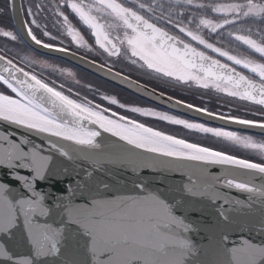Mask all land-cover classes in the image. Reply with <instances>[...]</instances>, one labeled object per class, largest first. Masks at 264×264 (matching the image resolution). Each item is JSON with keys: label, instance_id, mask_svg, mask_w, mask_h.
Segmentation results:
<instances>
[{"label": "water", "instance_id": "water-1", "mask_svg": "<svg viewBox=\"0 0 264 264\" xmlns=\"http://www.w3.org/2000/svg\"><path fill=\"white\" fill-rule=\"evenodd\" d=\"M9 4L19 36L37 53L181 117L264 137V123L212 113L41 43L29 30L22 0ZM72 7L111 52H120L100 25ZM125 15L198 77L229 84L264 106V85L240 71L264 81L261 69L241 60L224 64L131 9ZM0 76L49 117L0 106V264H264V166L149 145L1 53Z\"/></svg>", "mask_w": 264, "mask_h": 264}, {"label": "trees", "instance_id": "trees-1", "mask_svg": "<svg viewBox=\"0 0 264 264\" xmlns=\"http://www.w3.org/2000/svg\"><path fill=\"white\" fill-rule=\"evenodd\" d=\"M6 3H8V0H6ZM116 3L123 8H132L148 18H151L153 15L163 17L164 12L166 13L164 9L171 6L170 0H116ZM224 7L231 8V11L228 13L222 12ZM190 14L204 19L215 18L219 22L231 19L233 24L226 29L227 34L231 35L233 33L241 38L235 44L232 54L238 58L264 65V0H204L202 3L198 2L195 12ZM8 19L11 21L9 15ZM120 56L119 58H121ZM46 59L59 65L62 71L50 69L45 73L46 76L39 74L41 80L51 87L60 90L62 94L71 100H74L72 97L81 98L105 108L107 110L106 119L108 121L126 128L140 138L165 141L164 143L174 145L184 151L200 148L264 164V160L247 155L238 148L201 141L195 137L194 132L178 124H168L151 119L146 121L147 125H143L136 121V119L130 118L132 117L131 113L128 114L123 110L111 106L104 96L115 97L126 105L149 106L161 112L164 111L66 62L51 58ZM95 60L103 63L100 59ZM113 63H115L114 68L127 73L131 77L199 108L231 118L264 123V109L245 99L240 100L213 90L195 88L191 84L182 83L171 78L155 79L153 78L154 71L147 68L146 71L142 70V67L134 61L130 64L126 62L121 64V60ZM0 105L45 117L34 107L28 98L1 77ZM167 114L174 118L203 126L209 130H219L174 114ZM121 117L126 120L125 123L118 119ZM240 136L243 137L244 135ZM216 140L220 141L218 138ZM262 140L264 141V139Z\"/></svg>", "mask_w": 264, "mask_h": 264}, {"label": "flooded vegetation", "instance_id": "flooded-vegetation-1", "mask_svg": "<svg viewBox=\"0 0 264 264\" xmlns=\"http://www.w3.org/2000/svg\"><path fill=\"white\" fill-rule=\"evenodd\" d=\"M203 1L198 2L202 3ZM187 2V0H170L171 6L164 9L166 13L164 12L163 17L158 15H153L151 18L145 17L178 39L233 66L234 57L230 55L229 58L226 56V51L219 49L228 48L227 50L233 53L235 44L241 40L236 34H227L226 29L233 24L231 19L219 22L215 18L204 19L190 14L195 12L198 2L194 0V7L188 6ZM72 4L80 6L92 21L100 25L103 31L115 43V46L120 48V52H110L100 32L86 23L74 7H72ZM95 4L96 2L94 0H22L27 25L32 35L39 41L50 46L64 47L94 59H100L103 64L113 68L115 64L113 62L115 61L118 62L121 60V64L125 62L128 64L132 63L133 60L125 53L124 46L121 44L118 36L114 34L112 29L113 25H109L102 11L98 13L97 10L92 9ZM8 15L11 17L9 1L6 3V0H0V53L16 61L19 65L28 67L32 71L37 68V71L41 75L46 76L45 73L50 69L47 68L43 71L40 66H37L38 63L35 59H41L40 56L22 41L15 29L12 17L10 21ZM205 20L208 21L206 25L204 24ZM1 41L5 42V44L10 43L21 46L29 54V60H19L21 58L11 50L6 49V46V48L2 47ZM42 59L45 60L46 58L42 57ZM46 61L50 60L46 59ZM140 66L142 70L146 71L145 66ZM260 68L264 71V65H261ZM247 75L250 79L259 81L264 85V81H260L249 74ZM164 77L162 74L154 71L153 78L162 80ZM106 97L108 98L109 96Z\"/></svg>", "mask_w": 264, "mask_h": 264}, {"label": "rangeland", "instance_id": "rangeland-1", "mask_svg": "<svg viewBox=\"0 0 264 264\" xmlns=\"http://www.w3.org/2000/svg\"><path fill=\"white\" fill-rule=\"evenodd\" d=\"M96 4L93 10H97L98 13H103L109 25H113L112 29L116 36H118L121 44L124 46V51L130 58L139 65H144L148 70L156 71L158 74H162L165 78H171L182 83H188L195 88L213 90L218 93L225 94L227 96L235 97L240 100L243 99L242 95L236 91L233 87L227 84L210 83L204 79H200L192 74L190 71L183 68L178 62L170 58L165 52L159 49L154 43H152L145 35L136 30L126 19L124 15V8L116 3V0H94ZM188 6L194 7V0H187ZM193 4V5H192ZM197 5V4H196ZM231 8L224 7L222 12L228 13ZM207 20L204 24H207ZM215 26V25H213ZM211 29V28H210ZM201 31V30H196ZM201 39V38H200ZM2 42V47L11 50L21 61L29 60V54L21 47L14 44ZM214 48V47H210ZM226 51V56H232L237 58L232 54L230 50L219 48ZM231 53V54H229ZM230 58V57H229ZM233 58V59H234ZM27 59V60H26ZM40 66L41 70L52 69L60 70L61 67L57 64L51 63L44 59H35ZM255 65H260L258 62L248 61ZM261 66V65H260ZM36 68V67H35ZM37 70V68L35 69ZM40 70V69H39ZM48 71V70H47ZM106 97V96H105ZM106 101L109 102L111 106L117 109L123 110L128 114L131 113L133 119L147 125L146 121L155 119L159 122H166L168 124H178L184 126L187 130L194 132L196 138L201 141H208L212 143H218L220 146H229L231 148H238L247 155L255 156L261 160H264V141L262 140H252L245 137H240L233 135L228 132L220 130H209L203 126L186 122L170 116L165 112H161L149 106H133L126 105L119 100L113 98H107ZM139 119V120H137ZM199 131V132H196ZM220 139V141L216 139ZM148 142V141H147ZM162 142V141H161ZM152 143V142H148ZM163 143V142H162ZM164 144V143H163Z\"/></svg>", "mask_w": 264, "mask_h": 264}, {"label": "bare ground", "instance_id": "bare-ground-1", "mask_svg": "<svg viewBox=\"0 0 264 264\" xmlns=\"http://www.w3.org/2000/svg\"><path fill=\"white\" fill-rule=\"evenodd\" d=\"M76 6H78V5H76ZM78 7H80V6H78ZM161 28V27H160ZM161 29H163V28H161ZM164 30V29H163ZM166 31V30H165ZM167 32V31H166ZM169 33V32H168ZM151 42H152V40L150 39V37H148L147 35H145ZM38 40V39H37ZM39 41V40H38ZM41 42V41H40ZM41 43H43V42H41ZM153 43V42H152ZM45 44V43H44ZM45 45H48V44H45ZM48 46H50V45H48ZM53 47H55V46H53ZM30 48V47H29ZM58 48H63V49H67V48H64V47H58ZM31 49V48H30ZM32 50V49H31ZM67 50H69V49H67ZM34 51V50H33ZM34 52H36V51H34ZM37 53V52H36ZM39 56H40V58L42 59V57H45V58H51V57H47V56H44V55H42V54H39V53H37ZM42 56V57H41ZM83 56H85V57H87V58H89V59H91V60H95L94 58H92V57H89V56H87V55H83ZM51 59H56V58H51ZM46 60V59H45ZM57 60H60V59H57ZM60 61H63V60H60ZM50 62V61H49ZM63 62H65V61H63ZM51 63H53V62H51ZM67 63V62H66ZM55 64V63H54ZM68 64H70V63H68ZM70 65H72V64H70ZM59 66V65H58ZM73 67H75L74 65H72ZM107 67H109V68H111V69H113V70H115V71H118V72H120V73H122V74H124V75H127V76H129V77H131L130 75H128L127 73H124V72H122V71H120V70H117V69H115V68H113V67H110V66H107ZM75 68H77V67H75ZM183 68H185V67H183ZM77 69H79V68H77ZM186 70H188V71H190L189 69H187V68H185ZM79 70H81V69H79ZM70 71V70H69ZM81 71H83V72H85L84 70H81ZM192 74H194L192 71H190ZM195 75V74H194ZM263 81V80H262ZM257 82V81H256ZM126 92V91H125ZM113 99H115V100H117L115 97H112ZM138 98V97H137ZM139 99H141V98H139ZM29 100V99H28ZM141 100H143V99H141ZM245 100H247V101H249V102H252V103H254V104H256V105H259L260 107H262L263 109H264V106H262L261 104H259V103H257V102H255V101H252V100H250V99H245ZM30 101V100H29ZM143 101H145V100H143ZM31 102V101H30ZM145 102H147V101H145ZM32 103V102H31ZM147 103H149V102H147ZM149 104H151V103H149ZM151 105H153V104H151ZM153 106H155V105H153ZM36 109H37V107L36 106H34ZM153 108V107H152ZM38 110V109H37ZM26 112V114L27 115H30L31 114V112H27V111H25ZM213 113V112H212ZM215 114H219V113H215ZM13 116H15V117H22V118H26V117H23L22 115H17V114H12ZM221 115V114H220ZM46 118H49L48 116H46V115H44ZM103 116V115H102ZM26 119H28V118H26ZM32 120V119H31ZM247 121V120H246ZM251 122H253V121H251ZM256 123H259V122H256ZM109 125V124H108ZM227 132H229V133H231V134H233V135H237V136H240V135H244L243 137H245V138H249V139H252V140H262V139H264V137H260V136H254V135H249V134H244V133H239V132H234V131H229V130H226ZM240 134V135H239ZM240 137H242V136H240ZM144 141H146V140H144ZM148 142H152V143H148ZM146 141L145 143H147V144H149V145H152V146H154V147H156V148H162V149H168V150H175L176 149V146H174V145H169V144H167V143H164L165 141H156V140H151V141ZM213 153H219V152H213Z\"/></svg>", "mask_w": 264, "mask_h": 264}]
</instances>
